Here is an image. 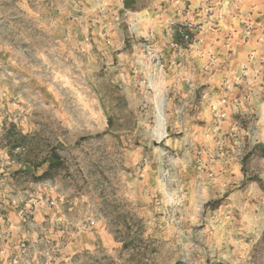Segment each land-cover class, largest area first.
Segmentation results:
<instances>
[{
	"label": "rangeland",
	"instance_id": "1",
	"mask_svg": "<svg viewBox=\"0 0 264 264\" xmlns=\"http://www.w3.org/2000/svg\"><path fill=\"white\" fill-rule=\"evenodd\" d=\"M0 3V45L14 52L0 55V145L60 210L30 236V264H264L263 99L166 133L105 70L122 14L93 9L65 27ZM69 29L78 39L60 41ZM53 149L64 165L36 181Z\"/></svg>",
	"mask_w": 264,
	"mask_h": 264
},
{
	"label": "crops",
	"instance_id": "2",
	"mask_svg": "<svg viewBox=\"0 0 264 264\" xmlns=\"http://www.w3.org/2000/svg\"><path fill=\"white\" fill-rule=\"evenodd\" d=\"M9 2L10 7L22 6L38 23L56 20L65 27L78 26L80 19H93L89 17L93 9L103 8L116 19L122 14L121 34L125 31V35L116 27L109 30L111 37L106 42L111 45L103 53L108 63L105 70L118 73L130 106L163 120L166 133L180 122L185 129L192 119L213 112V106L230 104L234 111L247 112L259 106V99H263L260 105L264 102V0ZM180 25L198 27L189 45L176 42L173 29ZM67 31L60 41L78 39L71 29ZM145 37H149L155 55L145 51ZM0 47V55L14 53ZM0 99L4 100L3 96ZM259 133L264 143V117ZM14 152L0 145V264H30V236L39 235L44 221L60 210L53 206L54 198L29 188L35 184L20 172L30 171V163L17 160ZM43 166L46 169V164Z\"/></svg>",
	"mask_w": 264,
	"mask_h": 264
},
{
	"label": "built area",
	"instance_id": "3",
	"mask_svg": "<svg viewBox=\"0 0 264 264\" xmlns=\"http://www.w3.org/2000/svg\"><path fill=\"white\" fill-rule=\"evenodd\" d=\"M198 27L194 25H180L174 27V34H178L181 37V43H178L180 45H189L195 40L196 31ZM144 49L149 54H154L153 46L150 42L149 37H145V43H144Z\"/></svg>",
	"mask_w": 264,
	"mask_h": 264
},
{
	"label": "trees",
	"instance_id": "4",
	"mask_svg": "<svg viewBox=\"0 0 264 264\" xmlns=\"http://www.w3.org/2000/svg\"><path fill=\"white\" fill-rule=\"evenodd\" d=\"M175 39L177 43H181L182 41L180 35L178 34H176ZM50 157L52 159L50 158L45 162L46 164H48L47 168L43 171V173H41L38 176H35L36 181H43L55 177L54 175L56 174V172L59 170L61 166L64 165V162L60 154L56 150L53 149L51 151ZM177 264H181V263H177Z\"/></svg>",
	"mask_w": 264,
	"mask_h": 264
}]
</instances>
